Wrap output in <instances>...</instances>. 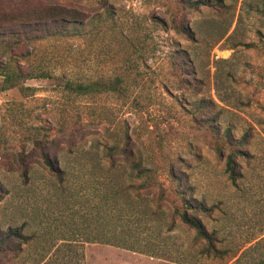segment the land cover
I'll return each instance as SVG.
<instances>
[{"label": "rangeland", "instance_id": "obj_1", "mask_svg": "<svg viewBox=\"0 0 264 264\" xmlns=\"http://www.w3.org/2000/svg\"><path fill=\"white\" fill-rule=\"evenodd\" d=\"M177 1L196 0H0L17 32L0 43V228L32 238L15 264H264V0H201L179 32ZM51 4L81 11L73 36L11 22ZM174 189L206 209L218 257L168 231Z\"/></svg>", "mask_w": 264, "mask_h": 264}, {"label": "trees", "instance_id": "obj_2", "mask_svg": "<svg viewBox=\"0 0 264 264\" xmlns=\"http://www.w3.org/2000/svg\"><path fill=\"white\" fill-rule=\"evenodd\" d=\"M205 3L201 0H196L193 2H183L177 1L174 3L173 7H170V15H172V25L173 29L177 32L182 30V26L179 24V16L182 10H197V8L204 6ZM80 15L81 11H78L72 7H65L60 5H46L42 6L39 10L23 12L19 11V14L13 17H10L11 22H18L17 25L22 29L23 33H26V30L29 28H39L41 27L42 31L40 33L43 38H54V37H70L75 34V27L80 23ZM33 20V21H30ZM8 23L4 15L0 16V43L5 46H8V42L11 40H7L9 36L17 35V32L11 27H3ZM8 27V28H7ZM19 33V31H18ZM9 49V46H8ZM11 50V49H10ZM9 50V51H10ZM8 77V76H7ZM64 88L67 92L76 94V95H89L95 91H98L100 88L115 90L116 84L109 83L105 81H95L89 83H79L74 82L73 80L66 79L64 82ZM32 152L39 153L43 163L52 173L56 174L55 176L59 181L63 180V176L66 172L64 168L59 166L57 158L54 155H51L48 152L49 146L41 144L38 140L34 141ZM35 151V152H34ZM233 156L229 155L227 160V166L229 171L231 172V179H233ZM65 171V172H64ZM26 170L22 171V177L26 176ZM114 187L116 185H113ZM112 190L110 187L109 190ZM148 189V186H145V190ZM108 190V191H109ZM126 190H122L121 193ZM111 193V194H110ZM175 195V200L172 201L174 208L172 211V217L169 222L168 231H172L175 226V219L180 221L188 230L194 232L193 244L197 246V253L199 258L201 257H209L210 254L218 257L220 250L215 248L214 246V235L213 233H209L202 222L195 216L194 213H206V209L203 207L201 203L197 201L191 202L184 195L178 194L177 190H173L172 192ZM119 192H110L108 196L110 197L112 204L106 206L109 209H118L119 202L117 200V195ZM103 208V207H102ZM159 207H156V212L159 213ZM192 213V214H190ZM116 218L121 219V213L115 214ZM146 218V217H145ZM31 236L25 234V232L20 227H10L6 230H1L0 228V264H15L14 262L18 256L23 251V246L29 243L31 240ZM110 244H114L115 242H107ZM157 257H161L156 255ZM187 257V256H186ZM194 257V256H193ZM194 259V258H193ZM195 261V260H194ZM198 261V260H196ZM193 264V263H192Z\"/></svg>", "mask_w": 264, "mask_h": 264}]
</instances>
